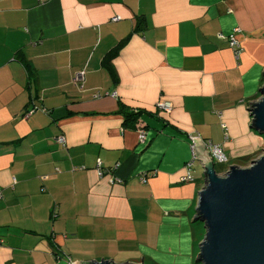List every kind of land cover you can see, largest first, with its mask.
<instances>
[{
  "label": "crops",
  "instance_id": "obj_1",
  "mask_svg": "<svg viewBox=\"0 0 264 264\" xmlns=\"http://www.w3.org/2000/svg\"><path fill=\"white\" fill-rule=\"evenodd\" d=\"M263 71L264 0H0V264H197L189 143L258 157Z\"/></svg>",
  "mask_w": 264,
  "mask_h": 264
},
{
  "label": "water",
  "instance_id": "obj_2",
  "mask_svg": "<svg viewBox=\"0 0 264 264\" xmlns=\"http://www.w3.org/2000/svg\"><path fill=\"white\" fill-rule=\"evenodd\" d=\"M259 94L248 107L250 127L264 136V83ZM202 146L194 143L195 161L205 176L193 216L205 229L196 262L264 264V150L248 165L230 164L226 171L218 173L204 142ZM76 264L120 263L101 259Z\"/></svg>",
  "mask_w": 264,
  "mask_h": 264
},
{
  "label": "built area",
  "instance_id": "obj_3",
  "mask_svg": "<svg viewBox=\"0 0 264 264\" xmlns=\"http://www.w3.org/2000/svg\"><path fill=\"white\" fill-rule=\"evenodd\" d=\"M116 18L117 17H114L113 19H116ZM239 31H240L239 27H235L234 29H232L231 33H229L227 36L229 45L234 50L236 57H238L242 51L241 42L237 37V34ZM82 74H83L82 72H76L73 75L74 82L80 81L82 79ZM113 94L115 95V93H113ZM155 109L157 111H161V112H168L171 109V104L168 101H160L157 103ZM42 111L46 112L45 109H42ZM138 138H139L140 144H142V145L146 144V142H147V131H146V129L141 128L139 130ZM56 141L61 145L65 144V138L62 135L57 136ZM204 144H205L206 148L209 150V153H210V155H211V157L215 163L223 164V163L228 162V157H227V155H226V153H225V151L221 145L212 143L210 140L204 141ZM189 150H190V158L187 160V162L185 164L186 169H187V173H186V175L181 177L182 181L192 180L190 170H191L193 163L195 162V159H196V155L194 154V142L193 141H191L189 143ZM97 166L101 169V162L100 161L97 162ZM118 166H119V163H115L113 168H117ZM100 173H102V170H100ZM118 180H120V179L116 176L111 175L109 177V181L111 183L116 182ZM140 181L142 183H145V182H147V178L144 176H141Z\"/></svg>",
  "mask_w": 264,
  "mask_h": 264
},
{
  "label": "trees",
  "instance_id": "obj_4",
  "mask_svg": "<svg viewBox=\"0 0 264 264\" xmlns=\"http://www.w3.org/2000/svg\"><path fill=\"white\" fill-rule=\"evenodd\" d=\"M141 24H142V20L138 19L137 20V26H136L137 30L141 29ZM117 49H118V46L115 47L112 51H110L108 53V55H107V58H109V59L112 58L116 54ZM27 69H28L29 73L32 74L31 69L28 68V67H27ZM140 114H141V111H139V110H137V111L132 110V111L126 112L124 114V124L127 125L128 127L129 126L131 127V126L135 125V123H136L137 119L139 118ZM145 129H146V127H145ZM253 157L254 156H252V155L240 156V157H238L235 160V162H236V164H239V165H242V166H246L247 164H249L250 160L253 159ZM229 163H230L229 160H228L227 163H223V164L215 163L216 164L215 165L216 171L218 173L226 171V169L228 168Z\"/></svg>",
  "mask_w": 264,
  "mask_h": 264
},
{
  "label": "rangeland",
  "instance_id": "obj_5",
  "mask_svg": "<svg viewBox=\"0 0 264 264\" xmlns=\"http://www.w3.org/2000/svg\"><path fill=\"white\" fill-rule=\"evenodd\" d=\"M193 170H194V173H196V174H199V175L203 174V169H202V167H201V165H200V163L198 161H195L194 166H193ZM200 223L204 227V224L202 222H200ZM194 261L196 262V257H195ZM147 264H148V262H147ZM197 264H201V263L198 262Z\"/></svg>",
  "mask_w": 264,
  "mask_h": 264
}]
</instances>
